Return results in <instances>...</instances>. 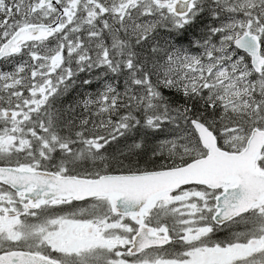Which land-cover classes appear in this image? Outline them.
I'll use <instances>...</instances> for the list:
<instances>
[{
	"label": "snow or ice",
	"instance_id": "obj_1",
	"mask_svg": "<svg viewBox=\"0 0 264 264\" xmlns=\"http://www.w3.org/2000/svg\"><path fill=\"white\" fill-rule=\"evenodd\" d=\"M0 264H264V0H0Z\"/></svg>",
	"mask_w": 264,
	"mask_h": 264
}]
</instances>
